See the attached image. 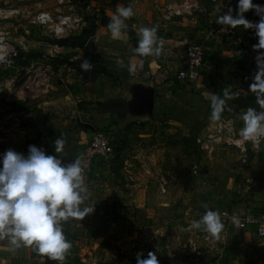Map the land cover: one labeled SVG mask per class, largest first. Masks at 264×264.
<instances>
[{"label": "crops", "instance_id": "crops-1", "mask_svg": "<svg viewBox=\"0 0 264 264\" xmlns=\"http://www.w3.org/2000/svg\"><path fill=\"white\" fill-rule=\"evenodd\" d=\"M253 3L261 4L264 0H253ZM211 4L210 11L206 13L208 17L190 13L175 15L173 11L155 5L152 8L140 6L138 12L142 11L141 14L126 20V28L118 39H113L106 30L88 34L84 39L91 51L86 53V44L71 42L63 47L69 59L54 66H45L48 68L45 73L39 71V76L35 77L38 79L34 83L29 82L28 88L23 89L7 81L11 87L5 93L7 99L16 95L22 101L8 104L3 112L0 132L3 145L0 151L11 148L27 154L28 146L36 145L46 154L60 156L62 162L67 163L79 157L95 130L104 128L111 131L113 140L119 145L115 156L111 157H119L120 160L125 147L136 141L134 137H141V132L146 129L151 130L149 122L156 120V105L164 102L173 104L172 98L177 94L187 96L175 90L178 85L173 75L179 65V56L194 42L201 43L204 48L205 68L198 83L190 90L207 91L210 97L222 95L225 88L243 97L250 95V84L247 83L253 81L257 72L255 58L264 49L253 48L258 43L254 29H245L242 25L232 29L216 23L214 13L223 15L225 11L220 13L217 10L218 1ZM236 5L237 1L231 5L234 16ZM243 15L252 20L250 10ZM152 26L157 28L158 37L164 40V51L160 56L141 57L133 51L137 46L138 30ZM91 56L89 73L84 74L81 63ZM74 60L75 66L70 65ZM129 68H134V71H129ZM45 76H48V81ZM240 85L242 88H238ZM145 90L153 91L150 110L139 108L136 103L139 94ZM185 98L192 100L196 96L192 93ZM109 101H114V104L107 107ZM225 107L243 124L240 117L247 108L237 106L231 100L226 101ZM120 112H123L122 116H119ZM57 138L64 141L60 153H55L54 141ZM193 144L200 152L194 140ZM184 145L186 148V143ZM167 148L161 147L147 156L153 167L165 174L166 182V175L180 179L178 173L170 168L171 154ZM214 153L202 154L210 158ZM250 156L241 157L238 163L226 164V201L230 206L225 213L231 225L224 233L225 263L217 259L213 264H264V237L255 235L254 224H243L244 216L264 214V144ZM113 158H94L84 172L88 193L83 206L94 205V210L82 220L70 219L63 223V232L71 248L62 261L38 254L33 246L13 249L7 239H0V264H136V250L147 245L161 247L155 240L147 242L145 236L151 238L155 233L158 239L157 234L164 233V217L157 223L152 222L154 205L163 207L164 200L153 194L144 196L142 187L136 191L139 184L135 180L130 183L122 173L121 165ZM132 177L135 179L133 174ZM167 194L168 186L167 193H160V196ZM233 216L239 221L240 228L233 224ZM143 217L145 222L141 220ZM153 253L156 254L155 248ZM144 257L147 256L141 258ZM157 260L159 262V258ZM166 262L172 264V260ZM180 264L203 263L180 261Z\"/></svg>", "mask_w": 264, "mask_h": 264}, {"label": "rangeland", "instance_id": "rangeland-1", "mask_svg": "<svg viewBox=\"0 0 264 264\" xmlns=\"http://www.w3.org/2000/svg\"><path fill=\"white\" fill-rule=\"evenodd\" d=\"M215 2L212 0H0V10H16L13 15L0 19V32H8V39L15 46L20 45L19 41L24 45L23 48L22 45L17 47L18 54L12 68L6 69L0 66V82L10 81V84H14V86L22 84L26 78V66L29 67L30 80H34L39 74L32 72V70L40 67L38 69L45 72V69H48L44 68L45 66H54L59 64V61L69 59L63 47L71 42L86 44L84 50L88 53L92 49L88 47L89 43L84 38L88 34H96L97 31L106 30L109 32L107 25L119 6L130 4L135 16L141 14L142 11L138 12L140 6L152 8L155 5L166 11L182 10L183 13H186L185 11L188 10L191 15L208 17L206 13L210 11L211 3ZM40 11L48 12L52 16L66 17L64 25L66 31L56 37L51 33L50 27L32 23L33 16ZM219 12L221 13V10ZM215 17L216 14L214 13L213 18L215 19ZM83 58L84 56L81 59ZM71 62L70 65L75 66L76 61ZM190 88L175 87V90L180 91L178 93H185L184 95H187L185 97L192 96L193 93L196 99L190 100L177 94V97L173 96L172 98L173 104L169 105L164 102L163 105H156L154 111L156 120L149 122L151 130L146 129L143 133L141 132V137H134L136 141L127 144L128 147H125V152L123 150L121 153L120 160L119 157L110 156V158L118 161V164L121 165L122 160L132 151L141 152L151 167L152 176L146 177L136 165L137 168L134 167L132 170L135 179H129V181L133 183L132 181L135 180L139 184L136 191L142 187L145 190L144 196L145 194L147 196L153 194L159 196L162 201L164 200L163 207L154 205L155 215L152 216V222L155 223L164 217L166 220L164 233L157 234L158 239L154 236L155 233H152L153 238L145 236L147 242L149 240L154 242L155 240L158 242L157 245L161 247H157L159 248L157 249L152 245H147L142 249L143 255L147 256L155 248V255L161 264H167L166 260H172V264H180V261L213 264L217 259L222 261L221 263H225L226 237H224V233L231 225V220L225 213L230 206L229 202L226 201L228 187L225 170L227 169L226 164L238 163L242 158L238 152L228 149L214 151L215 153L208 158L204 157L203 152H199L194 146V136L200 133L212 119H210V94L207 91H195L194 89L190 90ZM238 88H242V86L240 85ZM6 90L0 93V132L3 125V112L7 110V105L22 101V98L16 95H11L7 99ZM137 106L142 107L139 100ZM13 108L15 110L16 106L14 105ZM13 110L11 109L12 112H14ZM106 132L112 136L109 129ZM113 144L115 150L113 155L115 156L119 145L116 141H113ZM2 145L0 138V150ZM161 147H168V154H171L169 157L170 168L177 172L181 179H177V176L169 175L168 177L166 175L168 178L167 196H160L157 182H155L156 174L163 176L165 174L153 167L147 157ZM160 151L161 149L158 153ZM0 153L3 152L0 151ZM205 206L222 214L225 227L219 238H213L202 228L192 229L190 227L192 220H198L204 214ZM144 218L141 220L143 221Z\"/></svg>", "mask_w": 264, "mask_h": 264}, {"label": "clouds", "instance_id": "clouds-1", "mask_svg": "<svg viewBox=\"0 0 264 264\" xmlns=\"http://www.w3.org/2000/svg\"><path fill=\"white\" fill-rule=\"evenodd\" d=\"M250 9H255L260 17L258 22L253 23L243 15ZM232 11L230 7L223 15H217L216 23L232 29L241 25L245 29H254L258 43L253 48L264 49V5L254 4L253 0H237L235 16ZM134 15L130 4L116 8L107 25L113 39L121 36L126 20ZM133 51L141 57L162 54L164 40L158 37L155 26L139 28L137 46ZM255 59L257 72L249 91L255 95L258 108L248 107L241 114L243 127L239 130L243 140L254 145L264 139V51L258 52ZM90 67L87 60L81 63L84 71ZM235 95L227 88L222 95L213 94L210 97V119L219 120L226 101ZM54 144L55 153L63 151L62 139H55ZM87 193L84 168L79 158L64 163L60 156L46 154L36 145H29L27 154L7 149L0 153V239H7L13 249L33 246L38 254L62 261L71 248L63 232V223L70 219L82 220L94 210V205L83 206ZM205 207L204 214L198 220H192L190 227L202 228L213 238H219L225 227L222 214ZM232 221L237 228L241 227L235 216ZM136 264L159 262L156 255L149 252L144 258L138 254Z\"/></svg>", "mask_w": 264, "mask_h": 264}, {"label": "built area", "instance_id": "built-area-1", "mask_svg": "<svg viewBox=\"0 0 264 264\" xmlns=\"http://www.w3.org/2000/svg\"><path fill=\"white\" fill-rule=\"evenodd\" d=\"M216 1L217 0H212ZM237 0H218L217 8L221 10V12H226L231 7V5ZM215 2V3H216ZM264 5V3H261ZM16 10H0V19L6 18L9 15H13ZM186 13H190L188 10ZM175 15L183 13L182 10L173 11ZM251 22L256 23L260 18L256 13L255 9H250ZM66 17L62 16H52L48 12L40 11L35 16H33L31 22L37 25H44L50 27L51 33L54 36H60L66 31V27H64L66 23ZM8 32H0V66L3 68H12L15 63V58L18 54V48L23 44L19 41L20 45L15 46L8 39ZM21 47V46H20ZM179 65L174 69V77L177 87L186 88L192 87L193 85L198 83L199 77L203 74L205 63H204V48L201 43L194 42L188 45L183 53L179 56ZM40 68V67H38ZM36 68V70H32L39 74L40 69ZM26 69V78L20 84V88L26 89L29 87V82L32 83L34 80H30L31 75L29 72V67H25ZM43 73L44 70L42 71ZM34 76V75H33ZM35 79V78H34ZM48 76H45V80L48 81ZM175 84V85H176ZM10 90L11 87L8 86L7 81L4 83L0 82V93ZM18 91H22L18 89ZM226 110V109H224ZM243 127V124H240L236 115L231 111L221 113V117L219 120H211L196 136H194V142L197 144L198 148L205 152L207 155H210L214 151L219 149H228L238 152L242 158L248 155L254 154L258 148H260L264 144V139H262L258 144H253L249 141H244L243 138L239 134V130ZM107 130L104 128L97 129L93 132L90 137V140L85 145L83 152L79 155V159L82 162V166L84 168V172H86L92 160L95 157L100 158H108L114 154V144L113 138L110 136ZM146 159L142 156L141 152L132 151L131 154H128L123 160L121 164L122 173L129 178L132 177V170L134 167H139L142 170L143 174L146 177L152 176L151 167ZM137 165V166H136ZM155 182H157V186L159 189V193L165 194L167 193V182L166 178L161 174H156ZM244 223H252L255 225V235L257 237H264V214L256 213L251 214L250 216L243 217ZM140 254L143 256V252L141 249L136 250L134 252V256L137 258V255Z\"/></svg>", "mask_w": 264, "mask_h": 264}, {"label": "trees", "instance_id": "trees-1", "mask_svg": "<svg viewBox=\"0 0 264 264\" xmlns=\"http://www.w3.org/2000/svg\"><path fill=\"white\" fill-rule=\"evenodd\" d=\"M230 100H231V103L236 104L237 106L245 107V108L257 106L256 97L252 92L250 95H247L244 97L239 95V94H236L235 98L230 99ZM113 104H114V101H109V102H107V107L112 106ZM121 104L123 105V101L121 102ZM225 109H226V107H225ZM224 112H226V110L222 111V113H224ZM122 115H123V112H120L119 116H122Z\"/></svg>", "mask_w": 264, "mask_h": 264}, {"label": "water", "instance_id": "water-1", "mask_svg": "<svg viewBox=\"0 0 264 264\" xmlns=\"http://www.w3.org/2000/svg\"><path fill=\"white\" fill-rule=\"evenodd\" d=\"M92 59H93L92 56L89 59H87V61L89 62V64L92 63ZM83 72H85L84 74L89 73L88 71H84V70H83ZM138 100H139L140 104L142 105V107H145L148 110H150L152 108V103H153V91L152 90L142 91L139 94V96H138L137 102H138Z\"/></svg>", "mask_w": 264, "mask_h": 264}]
</instances>
